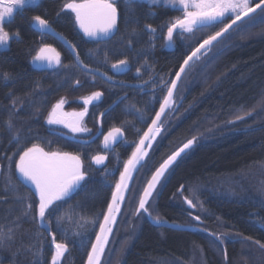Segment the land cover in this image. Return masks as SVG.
<instances>
[{
    "label": "trees",
    "instance_id": "1",
    "mask_svg": "<svg viewBox=\"0 0 264 264\" xmlns=\"http://www.w3.org/2000/svg\"><path fill=\"white\" fill-rule=\"evenodd\" d=\"M65 0H40L37 6H25L22 10L17 9L11 19L3 22V27L10 34V40L4 48H0V73L8 72L12 75L11 80L5 81L0 77V106H7L11 101L10 96H6L9 89H14L15 94L23 96L24 93H31L33 82L39 81L40 88L35 95L24 97L25 106L19 110L15 119V128L26 132L27 128L33 130V134L53 141L51 148L45 143L46 150L60 149L63 151L77 152L81 154L84 169L91 179L88 180L84 189L78 191L68 204H73L82 200L85 192L90 193L89 199L82 208L76 209L78 213L92 216L102 207L106 208L107 199H110L111 187H105L102 183L101 173L103 166L95 165L90 157L97 152H102V134L106 133L113 125L121 126L122 121H128L124 126L125 138L129 141H137L136 128L145 129L147 125H140L136 118L124 111L128 103H137L143 107V102L151 95L152 85L149 84L148 94L141 93L140 88L125 87L119 84L112 85L106 83L99 76L94 84L87 82L90 77L78 69L65 71H55L53 69L41 70L31 64V59L41 44V37L32 27V17L42 15L53 22V27L62 32L69 40L79 45L82 58L89 62L84 53L88 49L97 47L95 43L86 42L87 37L83 36L78 26L75 24V16L70 11L65 12L60 17L55 13L62 7ZM131 7L135 10L133 19L138 17V23L128 24L127 31L124 19L120 20L119 32L107 45L110 56V63L127 55L131 62V70L124 73H116L110 66H102L101 71L113 76L116 81H126L127 83H140L135 78L136 67L145 59V56L137 58L136 53L140 49H149L147 58L150 64L155 66L158 75L167 76L170 69L179 68V63L187 55L191 48L185 50L190 37L181 40L177 37V44L174 49H165L161 45L163 40L155 41V47L150 48L147 44L148 34L144 30L145 24H152L154 27L164 21L181 13L173 11L170 6L155 4L150 6L137 0ZM149 10L155 15L149 14ZM227 22V21H225ZM222 25H217L211 31L218 30ZM135 28L138 36H131V30ZM264 18L256 17L255 22L240 33H233L227 42L228 47L224 51L217 52L213 49V54L206 63L196 65L184 76L180 82L179 93L183 99L176 107L174 113H169L164 119L167 122L164 138L156 145L148 159V170L141 168L132 181V191L128 193V200L123 205V213L119 217V222L115 227L128 224L131 221L136 224L134 234L127 237L123 232L112 235L108 245V252L103 260L106 264L111 252L114 251L119 238H127L128 245L121 255L118 264H264V251L260 250L253 243H241L235 239L236 234L251 236L264 242V230L252 221L264 219V209L258 205L249 203L244 197H255L264 199L261 188L264 184V111L244 120L236 122L234 125L227 124L234 115L241 111L260 104L264 97ZM164 33L167 29L164 28ZM19 32L20 39L12 37V34ZM210 31L203 34L197 33L202 40L206 38ZM251 34V35H249ZM243 37V38H242ZM129 39L134 41V48L130 51L125 44ZM43 43L53 44L61 51L65 63L72 61V57L67 53L60 42L52 37H46ZM196 44L193 43L192 47ZM220 46L217 45V48ZM119 50V54H117ZM172 77L175 72H171ZM217 76L223 78L217 80ZM65 77L67 81L65 82ZM80 79L83 83L81 87H74L73 81ZM141 79H147L145 74ZM170 83V81H169ZM27 86V87H26ZM102 91L103 96L100 101L88 105V113L85 116V125L91 129V135L97 134L96 130L103 123V132L94 144L84 145L72 139L71 133L62 132L57 126L59 133L66 134V138L50 136L45 117L51 105L59 98L67 100V108H82L83 101L80 97L89 95L93 91ZM127 94L128 99L113 104L117 96ZM161 96L163 93L160 94ZM180 97V98H181ZM35 105L28 107L32 101ZM46 100L47 103L40 105L39 102ZM112 106L107 115L101 118L100 114L109 106ZM159 103L155 105L157 109ZM40 107L37 113L33 110ZM7 111L0 108V120L7 118ZM154 116V112H152ZM150 122V121H149ZM135 123V127L131 125ZM203 133L198 144L194 147L186 159L181 161L171 173L167 183L154 200L153 215H159L164 220L173 224L184 225L191 223L192 216L200 215L199 226L193 230H179L171 227L157 226L151 223L146 217H129L136 205V198L143 189L152 171L159 163L178 145L185 142L191 136ZM142 134V132H141ZM10 133L0 127V155L5 150L9 153L15 148V144L9 146ZM79 140L89 139V134H79ZM135 144H132L134 147ZM132 147L122 148L118 143L114 151L109 154L106 160V167L113 169L117 164L116 153H120L121 169L123 160L127 159L132 151ZM0 163H5L0 161ZM119 170L114 176H109L108 180L114 186ZM140 187L137 184L139 182ZM260 183V184H259ZM180 185L185 186L184 194L190 198L203 201V207H197L189 215V210L179 201V195L174 196ZM262 185V186H260ZM261 188H260V187ZM138 189V190H137ZM25 191V189H21ZM133 192L135 198H133ZM132 199V200H131ZM18 207L11 201L8 204L0 205V218L11 219L17 213L13 212L8 216V210ZM63 207H67L64 205ZM128 213H125L126 211ZM259 213L258 217L250 216V213ZM125 214V215H124ZM102 218V216H101ZM219 218V219H218ZM128 222V223H127ZM67 226V225H66ZM89 224L82 231L88 233L93 239L95 231H92ZM98 224L96 225V229ZM200 229V230H197ZM203 229L213 233H231L233 241L226 245H216L212 243V237ZM39 231L35 221H23L22 227L16 231L14 241L7 242L0 248V264H30L31 253L25 249L26 245L33 243V233ZM115 237L118 239L115 240ZM57 239H61L58 235ZM69 243L70 251L62 258L63 264H84L87 256V248H80ZM51 240L47 237V243ZM118 243V242H117ZM203 249V253L200 249ZM19 251V254H17ZM226 252V256H225ZM110 253V255H109ZM51 249L45 254V260L50 261Z\"/></svg>",
    "mask_w": 264,
    "mask_h": 264
},
{
    "label": "snow or ice",
    "instance_id": "2",
    "mask_svg": "<svg viewBox=\"0 0 264 264\" xmlns=\"http://www.w3.org/2000/svg\"><path fill=\"white\" fill-rule=\"evenodd\" d=\"M135 2L137 0H65L62 7L55 13L56 17H60L68 11L73 13L75 24L83 36L88 38L86 42L97 45L96 48L88 49L84 53L89 62H85V58H82L79 45L69 40L62 32L57 31L53 27L52 21L42 15L33 16L31 18L32 27L39 32L41 44L32 57V65L37 69H53L55 71L61 69L68 71L75 68L84 73L86 77H90L87 82L92 84L99 76L106 83L119 84L121 88L137 87V85H129L126 81H116L113 76L101 71L102 66H110V69L114 70V74L131 70V62L127 55L110 63L111 58L107 45L119 32V24L122 18L126 25V31L128 24L138 23V17L133 19L135 10L131 7ZM139 2L147 3L151 9V5L159 4L160 0H139ZM39 3L40 0H0V48L6 47L10 40L9 32L5 31L3 27L5 18L11 19L17 8L22 10L26 5L37 6ZM164 4L181 14L155 27L152 24H145L143 27L148 34L147 44L150 48H154L155 41L162 39L163 44L161 46L171 50L177 44V37L181 40L190 37L191 39L185 45V50L191 48V51L183 57L182 62L179 63V69H170L167 76L158 75L155 66L149 63L147 58L149 49L142 48L136 53L137 58L142 55L145 56V59L135 70V78L140 81L138 87L141 93L147 95L149 91L147 86L151 84V95L143 102V107H139L137 103H128L125 105L124 111L134 116L140 125H147V127L146 130L136 128L138 140L132 142H129L124 134V126L129 124L128 121H122L121 126L113 125L104 133L103 154L97 152L90 159L95 165L104 167V171L101 173V183L105 187H111L112 191L110 199H107L106 208L102 207L92 216H86L76 211V209L82 208L89 199V192H85L82 200L68 204V201L78 191L84 189L88 180L91 179L84 169L81 154L60 149L46 150L45 143L48 148H51L53 141L46 140L38 133L33 134L30 127L27 128L26 132H22L21 129L13 131L15 128L14 118L18 115V105L20 106L19 110H23L25 106L24 97L35 95L41 86L40 82H33L31 93L26 92L23 96L16 95L14 89H9V92L6 93V96L11 97V101L7 106H0L8 113L7 118L0 120V127L10 133L8 143L9 146L15 144V148L11 153L5 150L0 155V161L6 162V164L0 163V205L8 204L11 201L18 207L8 210V216H12L13 212L17 213L10 220L7 217L0 218V248H3L7 242L15 240L16 231L22 227L23 221H35L39 231L33 233V243L26 245L24 249L32 255L30 264H63L62 258L70 251L69 243L71 242L76 246V238H78V246L82 249L87 248L90 243L84 264H104L103 257L108 252L110 238L115 232L120 215L123 213V205L128 200V193L132 191L131 182L141 168H144L145 171L148 170V159L156 145L164 138L163 133L167 124L164 117L169 113H174L180 103L176 99L180 82L190 69L201 64V62L206 63L213 54V49H216L217 52L224 51L229 46L227 42L233 33H240L248 28L255 22L257 16L264 18V0H164ZM149 14L155 15L151 10H149ZM217 25L222 26L216 31H211ZM165 27L166 33L163 31ZM205 31H210L211 34L201 40L197 33L203 34ZM261 31L264 32V29ZM138 35L139 33L133 28L131 36ZM12 37L20 39L19 32L13 33ZM46 37L58 40L72 57V61L65 63L61 51L53 44L43 43ZM193 43L196 44L195 47H192ZM217 45L220 47L217 48ZM125 47L131 51L134 48V41L129 39ZM117 54H119V50H117ZM173 71L175 72L174 78L171 75ZM145 74H147V79H141ZM0 77L5 81L12 79V75L8 72L0 73ZM222 78V76H217L216 79ZM67 79L65 77V82ZM73 86L81 87L83 83L80 79H76L73 81ZM161 93H163L162 96ZM102 96L103 92L97 90L80 97L85 107L81 111L72 112L64 111L67 101L64 97L59 98L51 105L45 117L46 124L50 126L48 128L49 135L66 138V134L59 133L56 128L51 127L62 125L73 134L72 139L78 143L94 144L99 138V134L103 132L102 120L95 136L91 135V129L85 127L83 121L88 113V105L100 101ZM127 99V94L117 96L113 104ZM182 99L183 97H181ZM36 103L33 100L27 106L31 108ZM46 103V100L39 102L40 105ZM157 103H159L158 110L155 108ZM111 108L110 105L108 109L101 112V118L105 117ZM33 110L38 115L41 108L35 107ZM259 111H264V97L258 106L234 115L232 119L227 121V124L234 125L236 122H243L258 114ZM152 112H154V116ZM131 126L135 127V123ZM85 133L89 134L90 138L79 140L78 135ZM202 135L203 133H199L191 136L180 147L167 155V158L163 159V162L152 172L150 179L147 180L139 194L134 216L139 218L146 215L154 224H168L167 220L152 214L153 201L158 197L175 167L187 158ZM117 143H120L121 147L125 149L135 144L130 155L123 160L122 170L119 168L120 153H116L117 164L113 169L107 168L105 163ZM117 170H119V178L113 186L108 177L114 176ZM21 189H25V191H21ZM184 190L185 186L180 185L173 195L182 196L183 202L189 208L203 207V201L189 198L183 194ZM260 191L264 194V188H261ZM133 198H135L134 192ZM244 199L264 209V199H256L255 197H244ZM64 205L67 207H63ZM189 215L192 216V213L189 212ZM249 215L258 217L259 213H250ZM192 219L201 221V216L195 215L192 216ZM252 222L264 230V219H255ZM89 224L93 226L92 231H95L94 239L82 231ZM97 224L99 225L98 230L96 229ZM174 227L179 230H186L193 228L194 225H174ZM203 231L212 237L213 244L226 245L230 241L234 242L231 233H213L208 232L207 229H203ZM58 235L61 237L59 240L57 239ZM48 236L51 237L50 244L47 243ZM235 239L241 243H253L264 251V242L259 239H253L251 236L245 237L242 234H236ZM48 249H51L50 261L45 260ZM200 251L203 253L204 250L201 248ZM173 264H179V262L176 261Z\"/></svg>",
    "mask_w": 264,
    "mask_h": 264
},
{
    "label": "rangeland",
    "instance_id": "3",
    "mask_svg": "<svg viewBox=\"0 0 264 264\" xmlns=\"http://www.w3.org/2000/svg\"><path fill=\"white\" fill-rule=\"evenodd\" d=\"M159 4H163V5H165L164 4V0H160V3ZM18 9V8H17ZM7 19H9V18H5V21L7 20ZM6 31V30H5ZM8 44V43H7ZM36 53V52H35ZM35 55V54H34ZM32 60V59H31ZM31 62V61H30ZM32 64V63H31ZM113 72H114V70H112ZM177 97H181V95H180V93H179V91H177V93H176V98ZM181 99V98H180ZM67 101V100H66ZM80 101H82L81 99H80ZM85 107V105L82 107V108H67L66 107V104H65V106H64V111H66V112H72V111H81V110H83V108ZM83 125L86 127V125H85V118H84V121H83ZM68 130V129H67ZM69 131V130H68ZM70 132V131H69ZM71 133V132H70ZM72 134V133H71ZM86 134V133H85ZM153 172V171H152ZM151 175V174H150ZM147 182V181H146ZM140 184H142V182L140 181L138 184H137V186H138V188L140 187ZM146 184V183H145ZM145 184L143 185V187L145 186ZM260 184V183H259ZM264 185V184H263ZM260 186H262V185H260ZM259 186V187H260ZM261 188V187H260ZM263 188H264V186H263ZM138 190V189H137ZM140 194V193H139ZM184 194V193H183ZM185 195V194H184ZM138 198H139V195H138V197L136 198V205L134 206V210H135V208H136V206H137V203H138ZM190 198V197H189ZM132 200V199H131ZM178 201L185 207V208H187L190 212H192V213H194V210H195V208L194 209H192V208H189V206L187 205V204H185L184 202H183V199H182V196H180L179 195V199H178ZM153 204H154V201H153ZM153 206L154 205H152V208H151V210H152V212H153ZM129 211L127 210L125 213H128ZM153 214V213H152ZM125 215V214H124ZM146 216V215H145ZM129 217L130 218H132V220H133V217H135L134 216V211H133V209H132V211H131V214H129ZM147 217V216H146ZM190 218H192V217H190ZM129 222V223H128ZM127 223L128 224H124V225H121L120 226V228H117V230H116V232H115V234H117L118 232H123L124 234L123 235H126V236H124V237H127V235H131V234H134L135 233V230H136V224L134 225V222L133 221H131V219H130V221H128ZM189 224H192V225H194V227L195 228H203V227H201V226H199L198 224H199V221H195V220H191V223H186V224H184V225H189ZM133 225H134V227H133ZM114 234V235H115ZM116 239H118V237H115V240ZM118 242V243H117ZM117 242H115V245L117 244V246H116V248L114 249V251H112L111 252V258L109 257V259L107 260V262H106V264H118L119 263V261H120V259H121V255H122V252L124 251V249L126 248V246L128 245V239L126 238H119L118 240H117Z\"/></svg>",
    "mask_w": 264,
    "mask_h": 264
},
{
    "label": "water",
    "instance_id": "4",
    "mask_svg": "<svg viewBox=\"0 0 264 264\" xmlns=\"http://www.w3.org/2000/svg\"><path fill=\"white\" fill-rule=\"evenodd\" d=\"M32 23H33V22H32ZM35 30H36V29H35ZM36 31H37V30H36ZM37 32H38V31H37ZM57 41H58V40H57ZM58 42H59V41H58ZM178 69H179V68H178ZM178 69H177V70H178ZM174 76H175V75H174ZM174 76H173V78H174ZM130 85H137V86H138L139 83H131ZM158 108H159V106H158ZM158 108H157V110H158ZM149 123H150V122H149ZM146 127H147V126H146ZM145 130H146V128H145ZM185 142H186V141H185ZM183 143H184V142H183ZM183 143H181V144L178 145L177 147H180ZM177 147H176V148H177ZM176 148H175V149H176ZM175 149H173L172 151H174ZM172 151H171V152H172ZM171 152H170L169 154H171ZM169 154H168V155H169ZM166 158H167V156H166L164 159H166ZM162 162H163V160H162L160 163H162ZM160 163H159V164H160ZM158 166H159V165H158ZM158 166H157V167H158ZM157 167H156V168H157ZM122 168H123V165H122V167H121V170H122ZM156 168H155V169H156ZM155 169L153 170V172L155 171ZM151 175H152V173H151ZM151 175L149 176L148 179H150ZM118 178H119V174H118V176H117V179H118ZM117 179H116V180H117ZM148 179H147V180H148ZM132 181H133V180H132ZM131 183H132V182H131ZM146 183H147V182H146ZM145 185H146V184H145ZM110 197H111V195H110ZM101 219H102V218H101ZM151 223L154 224L152 221H151ZM154 225H157V224H154ZM174 225H181V224H173V223L168 222V224H166V225H157V226H165V227L175 228ZM98 227H99V225H98ZM98 227H97V230H98ZM175 229H177V228H175ZM193 229H194V227L191 228V229H186V230H193ZM48 237H49L50 240H51V237H50V236H48ZM94 238H95V235H94L93 239H94ZM86 258H87V256H86ZM86 258H85V260H86ZM84 262H85V261H84Z\"/></svg>",
    "mask_w": 264,
    "mask_h": 264
},
{
    "label": "flooded vegetation",
    "instance_id": "5",
    "mask_svg": "<svg viewBox=\"0 0 264 264\" xmlns=\"http://www.w3.org/2000/svg\"><path fill=\"white\" fill-rule=\"evenodd\" d=\"M131 83H135V82H130V83H128V84L130 85ZM176 99H177L178 101H180V98H179V97H177ZM56 126L59 127V128L61 129L60 131H62V132L64 131V132H68V133H70V132H69L66 128H64L62 125H56ZM103 135H104V134L101 135V136H102V137H101V138H102V141H103ZM117 144H118V143H117ZM117 144H116V145H117ZM116 145H115V146H116Z\"/></svg>",
    "mask_w": 264,
    "mask_h": 264
}]
</instances>
